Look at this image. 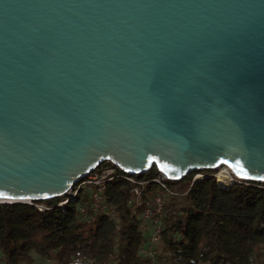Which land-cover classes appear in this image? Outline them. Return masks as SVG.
<instances>
[{"label":"water","instance_id":"95a60500","mask_svg":"<svg viewBox=\"0 0 264 264\" xmlns=\"http://www.w3.org/2000/svg\"><path fill=\"white\" fill-rule=\"evenodd\" d=\"M103 162L264 183V0H0V204Z\"/></svg>","mask_w":264,"mask_h":264},{"label":"trees","instance_id":"16d2710c","mask_svg":"<svg viewBox=\"0 0 264 264\" xmlns=\"http://www.w3.org/2000/svg\"><path fill=\"white\" fill-rule=\"evenodd\" d=\"M101 166H112L103 162ZM184 179H160L155 166L142 175L117 169L103 190L114 212L97 210L86 221L76 194L62 210L60 197L0 204V255L3 264H264V183L243 181L222 189L227 180L202 171ZM131 178L133 182H131ZM139 181L141 200L131 191ZM160 181V182H158ZM135 182V183H134ZM161 182L172 193L163 191ZM160 192L162 215L154 256L146 244L141 209ZM89 216V217H90ZM46 260H49L46 262Z\"/></svg>","mask_w":264,"mask_h":264},{"label":"built area","instance_id":"2783aa9c","mask_svg":"<svg viewBox=\"0 0 264 264\" xmlns=\"http://www.w3.org/2000/svg\"><path fill=\"white\" fill-rule=\"evenodd\" d=\"M226 169V175H230V171L226 167H222ZM117 167L112 165L109 167L99 166V168L93 170L89 174H87L82 180L78 182V184L73 188L70 195L66 196L65 199H61L58 202V207H60L62 210L64 209L65 205L72 200L75 199L76 194L82 192H87V196L85 198H82V200L79 203L78 209L81 213V216L83 219H86L88 221L91 218V214L97 210L103 211L111 218L114 217V212L109 206L107 205L102 193L106 186V183L108 180L114 176V174L117 171ZM128 175V174H127ZM198 175H201L202 178L204 177V174H196L194 179L197 180L199 178ZM132 176V175H128ZM216 177V175L214 174ZM160 179H165L163 176H160ZM201 178V179H202ZM131 182H133L131 178ZM160 182V181H158ZM135 183V182H134ZM137 186H133L131 191L134 194V197L137 201L141 200V193H140V186H143L145 183L144 181L137 182ZM163 191L166 193H172V191L165 186L162 182ZM162 215V201H161V195L160 192H156L150 202V204H147L141 209L140 217L143 222V230L150 229V233L147 237V242L144 244V246L141 248L140 252L144 255L148 256H154L156 250H155V244L158 241V234H159V222L160 217ZM90 216V217H89ZM49 260H46L48 262ZM0 264H3L1 260L0 255Z\"/></svg>","mask_w":264,"mask_h":264},{"label":"snow or ice","instance_id":"6c2138e0","mask_svg":"<svg viewBox=\"0 0 264 264\" xmlns=\"http://www.w3.org/2000/svg\"><path fill=\"white\" fill-rule=\"evenodd\" d=\"M155 160V157L153 158V161ZM224 163H228L227 161H224ZM235 165H238V168L239 169H242L243 171H238L237 168H235V171H236V175L237 176H243V177H247L248 176V173L247 171H245L241 166H240V161L237 162L236 161V164ZM260 180H264V176L262 177H259ZM57 195H61V193H57V192H53L51 193V196H49L48 193H44V198L45 199H50V198H53ZM8 199H18V200H26V199H29L28 197H8Z\"/></svg>","mask_w":264,"mask_h":264},{"label":"rangeland","instance_id":"374dc122","mask_svg":"<svg viewBox=\"0 0 264 264\" xmlns=\"http://www.w3.org/2000/svg\"><path fill=\"white\" fill-rule=\"evenodd\" d=\"M220 170H214V173L211 175V176H214V174L216 175V177H215V180L216 181H218L219 180V178H217L218 177V172H219ZM196 174H205V173H202V171H198ZM195 174V175H196ZM223 177V176H222ZM221 177V178H222ZM197 178H202V176L201 175H198V177ZM226 180H227V182L229 181L227 178H226ZM81 194H82V192H81ZM150 233V229H148V234Z\"/></svg>","mask_w":264,"mask_h":264},{"label":"bare ground","instance_id":"6f19581e","mask_svg":"<svg viewBox=\"0 0 264 264\" xmlns=\"http://www.w3.org/2000/svg\"><path fill=\"white\" fill-rule=\"evenodd\" d=\"M221 172L223 173L222 174V178H225L226 179V169L225 168H221ZM0 202H5V203H13V202H16L14 200H0Z\"/></svg>","mask_w":264,"mask_h":264}]
</instances>
